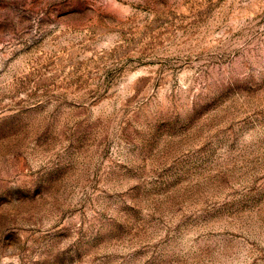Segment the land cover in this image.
<instances>
[{
	"label": "rangeland",
	"instance_id": "1",
	"mask_svg": "<svg viewBox=\"0 0 264 264\" xmlns=\"http://www.w3.org/2000/svg\"><path fill=\"white\" fill-rule=\"evenodd\" d=\"M0 264H264V0H0Z\"/></svg>",
	"mask_w": 264,
	"mask_h": 264
}]
</instances>
